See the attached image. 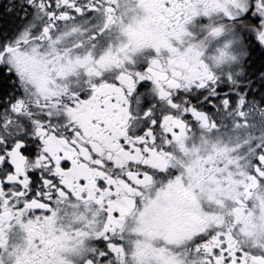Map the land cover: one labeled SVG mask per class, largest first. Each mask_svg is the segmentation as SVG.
<instances>
[{"label": "snow or ice", "instance_id": "1", "mask_svg": "<svg viewBox=\"0 0 264 264\" xmlns=\"http://www.w3.org/2000/svg\"><path fill=\"white\" fill-rule=\"evenodd\" d=\"M0 264H264V0H0Z\"/></svg>", "mask_w": 264, "mask_h": 264}, {"label": "flooded vegetation", "instance_id": "2", "mask_svg": "<svg viewBox=\"0 0 264 264\" xmlns=\"http://www.w3.org/2000/svg\"><path fill=\"white\" fill-rule=\"evenodd\" d=\"M95 115L94 111L92 109H89L86 112H81L80 117L82 120L86 122L87 128H88V134L97 136L98 139L102 140H108L110 139L107 137V134L103 132V130L98 131V125H92L90 123L92 116ZM86 152V150H84Z\"/></svg>", "mask_w": 264, "mask_h": 264}]
</instances>
